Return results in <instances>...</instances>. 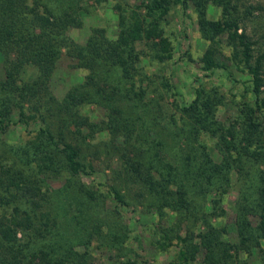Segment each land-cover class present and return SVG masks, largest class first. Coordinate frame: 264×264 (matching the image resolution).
I'll return each mask as SVG.
<instances>
[{
  "label": "trees",
  "instance_id": "trees-1",
  "mask_svg": "<svg viewBox=\"0 0 264 264\" xmlns=\"http://www.w3.org/2000/svg\"><path fill=\"white\" fill-rule=\"evenodd\" d=\"M102 1L113 2L118 35L111 40L104 30L93 29L81 45L68 31L82 27L81 11L90 13L82 0H0V131L18 123L35 126L22 144H1L0 264H89L87 250L77 253L70 247L76 240L88 248L87 242L93 240L83 237L88 233L85 224L90 223L87 212L81 210L66 223L77 234L82 232L77 238L59 233L58 221H66L69 213L65 197L92 201L96 193L103 195L104 188L121 206H133L135 200L114 184L98 180L91 185L93 191L82 182L83 176L97 172L83 155L82 143L87 145L101 134L106 136L100 143L119 157L121 182L127 190L136 188L134 198L143 199L147 210H174L207 227L202 234L193 231L191 237H177L181 248L175 264H191L200 246L205 250L203 264H247L236 259L237 250L231 253L232 246L222 236L225 227L204 218V207L210 202V216L221 219V205L231 192L236 197L230 205L242 220L241 248L247 253L258 248L264 262V24L257 27L261 32L254 28L250 34L246 29L264 18V4L260 0L259 4H254L257 0H141L133 10L126 8L124 0L96 3ZM179 6L196 14L201 37L209 44L201 55L204 77L211 78L217 70L231 77L228 66L232 65L248 76V82L239 96H232L239 97L240 103H235L234 123L224 128L216 114L226 94L221 87L206 91L205 83H198L190 102L174 103L182 119L178 123L171 116L167 123L165 129L172 135L168 145L159 131L165 116L146 91L152 82L137 45L146 43L151 64L171 60L172 45L163 23ZM210 8L218 10L216 18H208ZM226 48L229 55L224 53ZM62 57L85 75L60 99L49 83ZM161 84L173 88L166 81ZM87 106L105 110V118L95 123L83 116ZM49 115L59 119L56 133L48 123ZM70 128L81 140L63 136L65 131L74 134ZM207 136L213 139L214 155L205 143ZM61 174L64 185L51 188L47 180ZM83 204L79 201V206ZM66 226L63 229L69 232ZM169 233L157 234L158 250L173 246ZM195 236L199 246L193 245Z\"/></svg>",
  "mask_w": 264,
  "mask_h": 264
},
{
  "label": "rangeland",
  "instance_id": "rangeland-1",
  "mask_svg": "<svg viewBox=\"0 0 264 264\" xmlns=\"http://www.w3.org/2000/svg\"><path fill=\"white\" fill-rule=\"evenodd\" d=\"M124 1L126 8L133 10L139 6L141 2V0ZM83 2L90 13L88 14L85 10L81 11L79 16L82 21V27L69 29L68 35L75 42L84 45L91 30L98 29L104 30L105 35L109 39L115 40L120 26L118 15L112 8L113 2L109 3L102 1L98 4L96 0H82V3ZM259 2L260 4H264V0H260ZM259 2L258 0L254 1V4H259ZM180 7L181 6L172 10L163 23L165 35L170 38L172 45L173 56L171 60L163 64H158L155 61L151 64L149 63L151 55L148 53L149 50L146 43L142 41L137 45L138 49L144 54L143 65L152 82L146 91L150 96L149 98L159 103L161 111L165 116V118L160 120L162 127L159 131L168 145L172 144V135L171 130L168 131L165 129L167 123H169L171 116H174L178 123H180L182 119L174 103L176 102L178 105H184L190 102L194 98V89L198 83L203 81L206 91H210L211 89L219 90V87H221L220 92L226 94L227 100L225 103L223 102L222 106L218 107L216 114L217 120L224 128L234 123V119L236 118L235 103H240L239 97L233 99L232 96L238 95V93L244 91L245 83L248 82V76L236 71L235 68L225 60L223 55H218V59L222 61L223 64L230 65L228 67L232 76L228 77L227 72L224 70H217L211 78L204 77L205 73L200 70L201 55L205 49L208 48L209 44L201 37L196 22V14L191 8L186 9L184 12ZM217 11L218 10L214 8H210L208 10V18H216V15H218ZM262 24H264V18L260 21L256 19L254 22L247 25V32L253 34L254 28L257 29V27H260ZM258 32H261V30L259 29ZM222 42H225L223 38ZM224 53L229 55V48H226ZM73 64L74 63L67 57H62L58 63L55 74L49 83L50 90L55 97L61 99L72 86L83 82L82 77L85 74L73 68ZM165 81L172 85L173 88L170 90L166 89L161 84ZM233 100L235 102H233ZM81 113L95 123L105 118V110L95 106L84 107ZM51 115H49L50 118L48 117V123L51 125V129L56 133L59 131L60 122L56 115L53 117H51ZM33 128H35L34 125L27 126L26 128L25 125L18 123L9 125L4 132L0 131V153L3 149L1 146L2 143L22 144L23 140L28 136L27 132L32 131ZM171 128L175 130L173 126ZM70 130L74 132L73 135L65 131L63 132V136L68 137L72 141H74L75 138H80L81 140L75 128H70ZM81 131L85 134L87 130L82 127ZM105 136L106 135L101 134L92 142H87V145L82 143L83 155L86 156L87 160L92 162L97 169L94 176H83L81 178L82 182L87 185L89 190L93 191H95V188L91 185L98 180L105 181L110 185L114 184L115 187L123 189L122 191L125 195L128 194L129 197L135 199L132 200L133 206H121L107 194L108 191L104 190V188L102 191H104L103 195L106 198L99 193H96L97 198L92 201H88L85 197L81 196H77L76 201L73 200V195H71V199L65 197L64 205L69 213L66 221L65 218H60V222L58 221L57 225L62 226L61 229H59V233L66 238H77L82 232L77 234V231L73 228L71 223L69 225L66 223L70 221L72 216H75L81 210L83 212L86 211L87 214L85 217H90L87 218L86 221L90 223H84L88 233H83V237H92L93 240H90L89 243L87 242L88 248H84L83 245H77L76 240L72 241L70 239V242H75L74 244L71 243L70 247H72L71 251L77 253H82L84 250H87L89 264H124L127 261L132 263L136 262L138 264H175L177 260L176 257L181 248V245L177 244V237L185 238L188 235L191 237L190 234L193 231L194 234H202L207 231V227L201 221L194 223L191 218H185L183 215L180 217L174 210L165 209L159 211L163 212L162 216L158 214L159 212H154V209L147 210L143 199L134 198L136 188L127 190L125 184L121 182L123 173H120L121 162L118 155L114 156L112 148L100 143L101 139ZM204 140L205 143L209 145V152H212L214 155L215 152L211 148L213 139L207 136ZM65 179V175L61 174L56 178H49L47 181L51 188L57 189L64 185ZM235 197L236 194L231 192L228 196V200L226 199L224 203H222V208H220L224 211V216L221 219L210 216L209 212L211 213L212 211V205L208 202L204 207V213H206L204 218L212 225H223L225 227V232L222 236L228 241L229 245L232 246V254L237 250L236 259L238 261L247 264H264L261 260L262 253L258 248H253L250 253H247L241 248L239 231H241L242 220L238 219L231 206L233 204L230 205V203L234 202ZM68 201L71 203L70 205H67ZM79 201L82 203L86 202V204H83L81 207L79 206ZM91 218L96 221L93 222ZM81 219L82 218L79 220ZM252 224H255L254 220H252ZM65 225H67L66 228L69 232L64 231L63 228ZM98 228L101 229V232L96 235ZM160 230H164V232L171 231L169 237L171 238L173 246L164 251L156 248V237ZM193 245H200L197 236L193 239ZM70 247L67 248L70 249ZM204 256L205 250L200 246L193 260L191 258V264H203Z\"/></svg>",
  "mask_w": 264,
  "mask_h": 264
}]
</instances>
